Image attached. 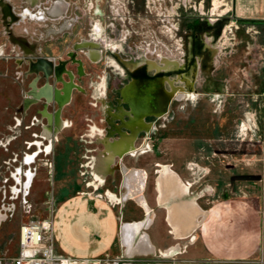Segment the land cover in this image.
Segmentation results:
<instances>
[{
    "label": "rangeland",
    "instance_id": "1",
    "mask_svg": "<svg viewBox=\"0 0 264 264\" xmlns=\"http://www.w3.org/2000/svg\"><path fill=\"white\" fill-rule=\"evenodd\" d=\"M4 1L14 9L15 13L11 18L4 17L0 8V42L3 43L0 47V251L6 250L7 253L15 254L17 252L15 229L20 221L30 215L47 218L50 215V202L54 204L55 210L57 208L52 197L48 162L61 148L60 142L65 133V131L59 133L65 126L64 120L62 124H58L56 120L59 109L54 115L55 128L46 124L47 119L41 114L44 109L54 110L56 105L58 106L56 102L46 104L42 100L33 104L30 109L25 106L26 94L31 96V102H35L33 97L38 96L30 93V83L31 85L34 83L32 80L35 76L39 75L36 81L39 88L44 87L46 82L49 85L51 82L54 84L53 78H44L42 73L37 75L28 73L29 59L35 61L54 56L53 66L57 67L63 65L67 58L66 52L72 51L75 42L81 39H84L83 42H88L92 40L87 38H92L100 43L103 53L107 56L106 59L101 58V62H95L94 65L87 64V72L80 82L86 90V94L80 96L84 111H77L74 103L65 110L69 120H72L71 118L80 120L79 128L70 130L76 137L79 134L77 132H83L88 120L98 121L100 118L99 104L97 102V107L91 105V102H95L91 95L93 96V93L97 95L103 78L107 82V100L111 99L112 103H116L114 99L118 97L116 90L129 78L122 77L125 73L117 69V65L115 69L110 59L109 43L128 44L131 47L130 50L126 49V54H122V57L128 58L136 53L141 57L137 61L125 62L130 70L140 65H147L149 58L143 56L148 50L153 52L147 53L148 57H156L158 53L159 56L161 55V63L163 59L170 62L166 67L163 65L164 71L172 70L176 68L177 62L167 56H179L183 48L179 43L185 44L186 33L183 25L186 23V14L201 15L202 19L206 15L204 7L199 8L202 13H198L199 10L193 8L196 5L195 0L189 3L179 0H104L102 6L105 16L99 18L93 13V0H63L66 4L64 9L68 11L67 15L72 16L73 19L69 21L71 26L68 30L58 32L60 23L54 22L55 19L48 18V15L46 19L33 17L38 16V9L49 7L54 0ZM37 1L38 3L35 4ZM216 6L217 2L214 7ZM25 9L32 12L33 18L23 14ZM221 19L211 32L214 41L220 39L236 42L241 36L249 42V56L253 63L260 56L264 58L263 25L258 23L254 28L247 30L239 24L238 28L230 26L232 22H229L230 24L225 27L224 24L229 19ZM199 23L200 29L196 30L197 34L201 29H208L203 20ZM95 26L100 27V34L94 30ZM47 28L48 34L45 32ZM255 43L259 48L254 46ZM77 54L84 62L82 53L77 52ZM17 59L21 60L20 66L16 63ZM59 70L64 72L67 69L63 67ZM148 70L156 72L153 69L148 68ZM57 76L58 74L56 75L58 82L63 84L60 88L51 85L55 88L54 91L62 90L65 82L71 81L65 80L64 76L63 79ZM239 76L238 81L243 82L240 74ZM187 78H190L189 74L184 80L187 84L192 83V80L188 82ZM168 79L174 82L171 76L167 78L169 82ZM243 83L241 88L237 87V90H233L232 87L226 94L206 95L203 94L204 86L201 79L197 80L196 90L183 92L180 97L173 95L165 118H147L149 122H154L152 128L143 132L138 138L135 144L137 149L133 151L136 157L148 155V165L152 168L153 162L157 159L166 164L172 162L175 166H181L187 178L193 182L191 191L198 192L201 196L198 200L199 204L205 210L214 206L218 208L222 216L221 221L227 226L232 224L233 216L239 213L245 215L242 213L247 211L246 204L258 201L262 193L260 159L264 141V84L261 81L255 87L252 85L247 88L246 82ZM108 111V117H112ZM117 113L124 115L121 109ZM123 119L128 120L124 117ZM100 123L104 124L102 121ZM45 126L52 131L48 140L43 136ZM87 140L94 141L93 138ZM104 140H108L107 137H103ZM87 146L91 150L90 154L102 147L99 143H90ZM74 148L81 152L84 149L83 142L79 141ZM27 157H32L30 163L26 162ZM28 171L34 174L32 185L27 189V195L25 193V199L31 205L29 214L25 213L22 207L24 190L18 179L25 181L24 174ZM132 192L129 191L128 196L133 195ZM187 203L191 201L182 200L172 204ZM128 210L127 207L125 212ZM213 214L218 215L217 212ZM59 220L60 214H56L53 233L59 231ZM216 225L212 220V226ZM187 241L189 238L181 240L184 245L175 254L159 257L158 264H264V250H260V253L253 257L228 261L207 254L192 256L184 252ZM130 246H127L129 255L134 253ZM142 259L149 261H136L132 264H157L156 256L147 255Z\"/></svg>",
    "mask_w": 264,
    "mask_h": 264
},
{
    "label": "crops",
    "instance_id": "2",
    "mask_svg": "<svg viewBox=\"0 0 264 264\" xmlns=\"http://www.w3.org/2000/svg\"><path fill=\"white\" fill-rule=\"evenodd\" d=\"M56 1L58 0L51 2L50 6ZM61 1L65 6V1ZM195 1L196 5L193 8L199 10V8L204 7L206 17L202 19L201 15L186 14V23L183 25L184 33H186L185 44L179 40V46L181 48L183 47L180 55L170 57L177 62V69L173 71V75L171 76L175 83L186 87L183 80L189 74L192 84L191 87L185 88L184 92L186 93L190 89L196 90L195 83L201 79L204 86L203 94L206 95L226 94L232 87L233 90H237V87L241 88L243 86L244 81L246 82L245 87L247 88L252 85L255 87L261 81L264 84V58L262 56V61L256 62L255 65H250L252 61L249 56L250 45L246 39L239 36L236 42L231 40L221 41L220 39L214 41L211 34L213 27L219 24L222 20L221 18L229 19L224 24L225 27L229 22H232L231 24L229 23L230 26L238 28L239 24L247 30L254 28L258 23L264 26V0ZM215 2H217L216 7H214ZM49 7L38 9V16L40 15V11L48 15ZM11 9L15 12L12 7ZM199 12L201 11L199 10ZM67 13L68 11L65 9L62 13L63 15L57 18L52 17L55 19L54 22L57 21L60 23L58 32L68 30L71 26L69 21L73 18L72 16H68ZM29 16L31 17V15ZM38 16L34 15L36 19H38ZM202 20L208 29H201L199 30L201 32L197 34L198 32L196 30L200 29L199 22L202 23ZM94 30L97 34H100L101 29L99 26H95ZM45 32L48 34V28ZM2 45L3 43L0 42V47ZM108 48L114 67L117 65V69L125 73L122 76L124 79L130 77L135 70L143 68L144 65H140L134 70H130L126 66V61H137L141 58L137 53L135 55L132 54L128 58L122 57V54H126V49L130 50L131 48L128 44L119 45L109 43ZM69 53L71 51H67L66 55ZM147 53L152 54L148 50L143 57L152 59L158 63L161 62V55L148 57L146 55ZM53 57L51 56L50 58L49 56L48 59L52 60ZM106 57V54L102 53V60L106 59ZM83 60L84 62L81 65H64V68L66 67L67 70L61 73L65 80H74L78 87L72 90L69 103L60 109L56 105L54 110H48L53 116L57 109H59L61 111V117L65 122V126L59 131V133L65 131L62 142H60L61 148L56 151L48 162L52 197L57 205L53 222H55L56 214H60V220L58 221L59 231L53 233L55 250L62 255L73 257H107L113 259L123 255L130 259L131 264L136 261H149L148 259H142V257L153 255L156 256L158 264L159 257L168 256L172 253L175 254L184 245L181 242L183 239L178 238L174 234L173 228L167 219L168 206L173 202L183 200L193 201L204 209L198 202L201 196L198 192L191 191L193 182L187 178V174L181 166H175L172 162L166 164L157 159L153 162L152 168L148 165V155H138L136 157L135 152L133 154H126L122 158H113L108 170L102 173L104 176L103 179L99 181L96 178V173L101 172V168L96 165V162H99L103 157L101 153L105 150L103 137H107L108 140H114L122 132L127 131L126 128L119 127L122 122L120 119L108 117L107 110L117 113L120 112V109L122 111L126 110V107L118 103H112L111 99L107 100V82L103 78L101 88L98 90L97 95L95 93H93V96L91 95L95 101L91 102V105L97 107L98 102L101 112L100 118L102 120L100 118L98 121L96 119L93 121L88 120L85 123L86 127L83 132H77L79 134L76 137L73 136V132H70V130L72 128H79L80 120L78 121L77 118H71L72 120H69L67 118L69 115L67 116L65 110L74 103L77 111H84V105L80 101V96L85 95L86 90L80 82L82 76L87 72V64L94 65L87 58ZM99 62L101 61L96 63ZM18 65L20 66V63ZM67 71L72 73L71 78L66 75ZM147 73L148 76L156 74L154 71ZM117 74L120 73L117 72ZM239 74L243 82L238 81V78L240 80V76L238 77ZM52 76L51 78H53L54 84L53 82L50 84L55 88H60L62 83L58 82L55 76ZM115 99H118V97ZM146 120L149 121V119ZM101 121L104 124H101ZM45 123L53 128L56 126V122L53 120L50 121L48 119ZM66 130L69 131L66 132ZM121 130L123 131L121 132ZM142 134L143 132L139 133L137 138H135V144ZM88 138H93L94 141L87 140ZM79 141L83 142L84 146L81 152L76 151L74 148L76 144H79ZM90 143H99L102 147L90 154L89 151L91 150L87 146ZM119 163L123 166V170L119 167ZM166 165L178 174L182 182L187 186V191L180 197H170L168 200L161 202L159 200L160 193L157 178H159L160 173ZM260 165L262 193L258 197V201L247 203V208H245L247 211L242 213L245 215L239 213L233 216L230 226H227L221 221L222 216H220L218 208H215V206L209 208L207 210L209 215L194 229L189 237V241H187L188 244L184 247V252L192 256H204V254H207L228 261L242 260L260 253L261 240L264 238V141L261 147ZM132 170L143 172L145 175L144 188L140 193H134L124 199L123 194L129 192L124 185L125 173L131 172ZM136 181L132 182L134 187ZM134 187L131 188V191L135 190L136 187ZM137 194L143 197L149 207L150 213L154 214V218L148 227H142L133 235L132 245H135L141 238V235L146 233L147 237L149 236L148 240L152 245L153 251L148 253L134 252L129 255L127 246L124 244L121 235L122 225L125 223H133V221H144L149 214L137 201ZM127 207L129 210L125 212ZM214 212H217L218 215L215 216L213 214ZM212 220L217 224L214 227L212 226ZM15 235L17 240V228L15 229ZM169 249L173 251L165 255L166 250ZM150 261H154V259H150Z\"/></svg>",
    "mask_w": 264,
    "mask_h": 264
},
{
    "label": "bare ground",
    "instance_id": "3",
    "mask_svg": "<svg viewBox=\"0 0 264 264\" xmlns=\"http://www.w3.org/2000/svg\"><path fill=\"white\" fill-rule=\"evenodd\" d=\"M5 9L6 13L8 16L11 18V16L14 15L12 9L10 6H8L5 2ZM29 3V2H28ZM38 1L35 3L37 4ZM32 4V3H30ZM49 12H47L48 17L56 16L59 15L63 12V5L60 0L56 1L53 3L52 6L49 8ZM32 15V12L29 9H25L23 14ZM40 16L37 18H42L46 19L45 17L47 16L46 13H42L41 11L39 12ZM34 17V16H33ZM31 17V18H33ZM24 18V17H23ZM30 18V19H31ZM36 19V18H35ZM80 46H89V49L87 51V55L93 60L97 61L99 58V52L95 48L96 42L94 40L88 41V42H83L79 44ZM101 60V58L99 59ZM21 60H18L17 62L20 63ZM170 62L168 60L163 59V63H158L153 60H147V65L149 69H153L156 72L159 71H164V67L168 66ZM164 65V67H163ZM19 66V65H18ZM51 67L48 63V61H30V71H35V72H41L43 71L48 78L50 76V71ZM62 71L59 70L57 72L58 78L63 79L61 75ZM169 84L171 91L174 96L180 97V95H183L184 91L181 87L175 85L174 82H171L170 79ZM188 82L191 80L190 78H187ZM74 88H77L76 83L71 80L69 82H65V86L62 90H56L54 91V88L49 85L48 83L45 84L44 87L39 88L37 82L34 81V83L30 86V93L38 94V96H34L33 99L36 100L35 102H31V96L29 94H26V99H25V106L28 107L29 109L32 107L33 104L39 102V101H44V103L51 104L53 102H56L58 105L60 104L61 107L65 106L70 98V95L72 93V90ZM168 88V89H170ZM60 110L56 114V120L58 124L63 123V119L60 114ZM126 112H124L125 114ZM41 114L43 115L44 118L47 120L49 119L50 121H54V115L52 116L49 112L48 109H44ZM108 114L111 115L112 117H116L120 120H122L123 125L125 127H128L131 129V134L129 132H122L121 136L115 138L114 140H104V145H105V150L103 153H101L102 158L99 160V162H96L100 168L101 172L96 173V178L100 181L103 179V172L105 170H108L109 164L112 162L113 158H122L126 154H133V151H136V145H135V138H136V133L140 130H143L147 127L150 126L149 121L146 119H135L132 117V114H130L131 120H125L123 119V116L118 114V113H113L111 111H108ZM53 118V119H52ZM51 129L47 128L46 126L44 127V135L46 139H50L51 137ZM32 157H27L25 158L27 163H30ZM115 160V159H114ZM94 162V161H93ZM94 164V163H93ZM120 168L123 170V166L121 163H119ZM125 171V170H124ZM19 173V172H18ZM158 173V172H157ZM21 174V172H20ZM25 181L23 179L21 180L20 178V184L23 187L24 193H27L32 185L34 174L31 171L25 172ZM108 175V174H107ZM95 178V179H96ZM158 179V189H159V200L161 202L168 200L170 197H180L182 196L183 193H185L186 190V185L182 182L178 174L173 171L168 165L164 166L162 172L160 173V176ZM136 181L135 187L133 186V181ZM184 181V180H183ZM103 182V181H102ZM125 186L127 187L128 191H131V188L134 187L135 190H133L134 193H140L141 190L144 188V179H143V174L139 170H132L131 172L125 173ZM157 191V190H156ZM190 192V191H189ZM127 192L126 194L123 195V198L125 199L128 196ZM138 195V194H137ZM135 195V196H137ZM137 201L144 207V209L149 212L146 220L144 221H137L133 223H125L122 225L121 228V235L123 237V242L129 246L131 245V251L133 252H138V253H148L150 251H153L152 245L150 244L148 237L146 233H143L141 235V238L138 240V242L135 245H132V238L133 235L138 232L142 227L146 228L154 218V214L150 213L149 207L146 204L145 200L141 195H138ZM167 210V209H166ZM209 215V212L205 209H202L197 203L191 202L187 204H182V205H176V204H171L168 206V221L170 225L173 228L174 234L180 238V239H186L189 238L192 232L196 227H198L203 220L206 219V217ZM1 217V215H0ZM208 219V218H207ZM203 225V224H202ZM196 231V230H195ZM173 234V235H174ZM190 239V238H189ZM179 249V248H178ZM168 251V252H167ZM166 251V254H169V252L173 251L172 249H169Z\"/></svg>",
    "mask_w": 264,
    "mask_h": 264
},
{
    "label": "water",
    "instance_id": "4",
    "mask_svg": "<svg viewBox=\"0 0 264 264\" xmlns=\"http://www.w3.org/2000/svg\"><path fill=\"white\" fill-rule=\"evenodd\" d=\"M3 2H5L8 6H10V5L6 1L0 0V8L2 10L3 16L9 17L8 14L6 13L5 4ZM64 11H65V9L63 10V12ZM62 13L59 15H56V16H52V17L57 18L58 16L63 15ZM87 39L93 40L92 38H87ZM83 41H84V39H81L72 45V51H71V53L68 54L69 60L68 61L65 60L62 63L63 65H61V66L54 67L53 61L51 59H48V58H44V59L39 58L35 61H43V60L48 61L49 65L51 67L50 76L53 75L55 77H56L59 69L63 68L64 65L67 64L69 61H70V64H79V65L82 64V61L80 59L75 58V55L77 54V52L82 53L92 63L100 61L99 59L101 58V55L103 53V48L100 46V43L97 42V45L95 46V48L99 52V57H98L99 59L97 61H93L87 55V51L89 49V46H78ZM31 60L32 59H29V61H28V65H29L28 73H34L37 75V73H39V72L30 71V61ZM144 66H145L146 72L152 71V70H148L147 65H144ZM176 69L177 68L172 69V70H167V71L156 72L155 76H153V77L131 78L126 83H124L118 89L119 98L116 99V103H118L119 105H126L127 111L124 110V112H126V113L123 116L125 118H127L128 120H131L130 114H132V117L134 118V120L140 119V118L141 119H147L150 117L159 118L161 116H164L168 112V107L170 105L171 100L174 98L173 93L171 91V88L170 89L167 88V86L168 87L170 86L168 81H167V78H168L167 73L169 71H174ZM41 73H42V76L44 78H48V76L43 71H41ZM160 73H162V74L160 75ZM70 74H72V73L69 71L66 72V75H68L69 78L72 77ZM190 78H191V76H190ZM38 79H39V77L37 75L33 78L32 82L33 81L36 82V81H38ZM183 81H185V80H183ZM46 83H48V82H46ZM61 83L63 84V82H61ZM191 84L192 83L189 84L190 87H191ZM30 86H31V83H30ZM181 88H183V87H181ZM31 94H33V93H31ZM45 106H46V104H45ZM58 108L59 109L61 108L60 104L58 105ZM120 121H122V120H120ZM122 124L123 123L121 122L120 128L123 127V128H126L127 131H129L130 133L132 132L130 128L122 126ZM149 124H150L149 127L137 132L136 138L139 135V133H142V132L145 133L149 130V128H151V126H152L151 121L149 122Z\"/></svg>",
    "mask_w": 264,
    "mask_h": 264
},
{
    "label": "built area",
    "instance_id": "5",
    "mask_svg": "<svg viewBox=\"0 0 264 264\" xmlns=\"http://www.w3.org/2000/svg\"><path fill=\"white\" fill-rule=\"evenodd\" d=\"M179 1L189 3L191 0ZM254 46L259 48V45L254 44ZM260 49L262 50V48ZM156 55L159 56L158 53ZM167 57L170 58L171 56L168 55ZM261 58L262 56L258 57L254 63L251 61L250 65L262 61ZM159 118L163 119L165 117L161 116ZM153 123L151 121L152 125ZM141 147L143 146L141 145ZM53 205L50 202V215L47 218H37L30 215L27 219L20 221L17 227V252L10 254L6 250L0 251V264H131L130 259L123 255L110 259L107 257H73L56 252L53 234L55 214ZM22 207L25 213H30L31 205L25 199V193L22 196ZM262 244L261 250H264V238Z\"/></svg>",
    "mask_w": 264,
    "mask_h": 264
},
{
    "label": "flooded vegetation",
    "instance_id": "6",
    "mask_svg": "<svg viewBox=\"0 0 264 264\" xmlns=\"http://www.w3.org/2000/svg\"><path fill=\"white\" fill-rule=\"evenodd\" d=\"M61 1V0H60ZM103 1L104 0H93L92 2H93V7H92V10H93V13H94V15H96V16H98L99 18H104V11H103ZM62 2V1H61ZM62 5H63V7H64V3L62 2ZM63 10H64V8H63ZM13 13H15V12H13ZM48 18H50V17H48ZM96 42V45H97V41H95ZM83 55V54H82ZM78 57V54H76L75 55V58L76 59H80L81 61H82V59L81 58H77ZM83 58H86L84 55H83ZM66 60L68 61L69 60V57H68V55H67V58H66ZM68 64H70V61L68 62ZM148 73L146 72V69H145V66H143V68H139V69H137V70H135L132 74H131V76L128 78V80L129 79H131V78H148V77H153V76H155V75H153V76H148L147 75ZM162 73H160V75H161ZM168 76H172L173 75V71H169L168 73ZM127 80V81H128ZM175 82V81H174ZM183 83H185V85H186V87H184V86H182L184 89L185 88H189L190 86H189V84H187L185 81L183 82ZM55 89V88H54ZM119 89V88H118ZM118 89L116 90L117 91V93H118ZM118 98H119V94H118ZM115 101H116V99H115ZM171 103V102H170ZM123 106H125L126 107V105H123Z\"/></svg>",
    "mask_w": 264,
    "mask_h": 264
}]
</instances>
